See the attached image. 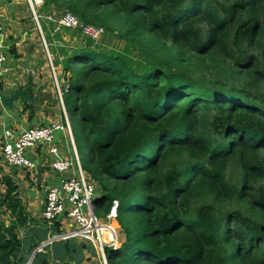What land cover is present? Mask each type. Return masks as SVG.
Listing matches in <instances>:
<instances>
[{
  "label": "trees",
  "instance_id": "16d2710c",
  "mask_svg": "<svg viewBox=\"0 0 264 264\" xmlns=\"http://www.w3.org/2000/svg\"><path fill=\"white\" fill-rule=\"evenodd\" d=\"M51 7L149 65L140 74L88 38L60 77L97 215L119 202L123 241L106 249L109 264H264V0H44L39 13ZM6 183L13 222L0 225V264H26L43 239ZM70 242L33 264H69Z\"/></svg>",
  "mask_w": 264,
  "mask_h": 264
},
{
  "label": "crops",
  "instance_id": "0c3cea01",
  "mask_svg": "<svg viewBox=\"0 0 264 264\" xmlns=\"http://www.w3.org/2000/svg\"><path fill=\"white\" fill-rule=\"evenodd\" d=\"M48 13L56 14L58 10L51 7ZM80 36V33L72 30L61 31L57 38L51 35L49 50L56 71L55 76L51 69L49 55L44 50L39 33L34 27L28 3L26 1L17 3L0 1V42L4 46L7 56V63L3 71L0 72V97L11 96L17 89L25 94V102L18 101L14 112L5 111L0 105V139L4 128L11 129L16 135H21L26 130L38 125L60 123L66 125L63 116L65 112L60 102V77L63 74V64L67 56H71L74 50L84 47L79 42ZM50 76L53 78L57 90L55 101V92L50 87L52 81ZM27 106H31V108L26 110ZM55 147L59 151L57 158L51 154L50 147L44 144L27 153L30 159L35 163L40 162L43 167L41 186L37 185L36 178L33 179L29 176L27 171L7 167L2 161L0 151V225L10 226L13 222L5 203L8 190L6 180L10 179L18 188L15 195H18L24 203L30 218L36 221V225L31 226L27 231L30 232L34 229V233L39 234L43 239L41 245L50 240L51 231L49 229L61 231L57 226L52 229L43 220L46 192L50 187L57 186L62 178L71 173L60 175L54 172L50 168L51 162L55 158L72 161L78 153L75 139L69 131L58 133ZM44 227H47V230L43 229ZM21 237H26L24 232L21 233ZM70 243L71 249L75 248L77 253L71 255L72 259H69V264H86L85 261L87 264L93 263V255L88 250L87 244L79 240H73ZM59 249L65 251L64 245H60ZM62 259L66 261L67 257L64 256L60 260L63 261Z\"/></svg>",
  "mask_w": 264,
  "mask_h": 264
},
{
  "label": "built area",
  "instance_id": "2783aa9c",
  "mask_svg": "<svg viewBox=\"0 0 264 264\" xmlns=\"http://www.w3.org/2000/svg\"><path fill=\"white\" fill-rule=\"evenodd\" d=\"M8 3L26 1L30 6L36 29H39L54 75L56 71L49 50V40L43 30L44 23L52 26L53 35L64 29L80 32L84 37L98 41L105 34L101 27L88 26L82 23L71 13H64L59 18L53 14L42 16L39 9L44 5V0H0ZM5 48L0 42V72L7 63ZM60 92V90H59ZM1 99V97H0ZM72 130L66 117V125L50 124L34 126L21 135H16L11 129L4 128L0 139V151L3 163L10 168L27 171L29 176L36 178V163L27 156L28 151L44 144L50 147L51 154L58 157L55 142L59 132ZM55 158V159H56ZM51 162L50 168L60 175L69 174L62 178L57 186L50 187L46 192L43 220L54 229L59 227L60 233L53 234L44 246H39L36 251L43 252L45 247L55 242L79 240L91 245L101 260V264H109L106 249L120 248V226L117 223L118 201H113L111 213L103 219L97 215V185L82 169L78 153L70 160L56 159ZM37 253V254H38ZM26 264H33L28 261Z\"/></svg>",
  "mask_w": 264,
  "mask_h": 264
},
{
  "label": "rangeland",
  "instance_id": "374dc122",
  "mask_svg": "<svg viewBox=\"0 0 264 264\" xmlns=\"http://www.w3.org/2000/svg\"><path fill=\"white\" fill-rule=\"evenodd\" d=\"M42 15L47 16L48 12H43ZM33 23H34V27L36 28V24L34 21H33ZM36 30L39 33V37L41 39L42 46H43L44 50L46 51V48H45L43 40H42L41 32L39 29H36ZM52 32H53V30H52ZM51 35H52V37H55V35H53V33H51ZM82 36L83 35L81 34V36H80L81 38L79 37V42L82 44V46L85 47L88 44L89 39L86 37L83 38L84 36L83 37ZM90 44L94 50L104 52L105 54L110 55V56L121 57L122 59L128 60L130 63H132V67L135 69V71L139 72L140 74H143V72H145L147 70V68L149 67V65L147 64V61L144 59V57L138 53L137 47L133 46L132 44H130L127 41H123V40L121 41L114 33H110V32L106 31L105 34L103 35V37H101V39H99L98 41H93ZM51 69H52V67H51ZM50 78H51V76H50ZM51 80H50L51 81L50 87L55 92V99H54V101H55L57 98V90H56L53 78H51ZM52 105H53V103H52ZM80 136L81 135H79V137ZM82 143H83L82 152L84 154H87L88 149L84 145L83 141H82ZM85 173L88 175L87 172H85ZM107 204H110V203L107 202ZM43 229L47 230V227H44ZM49 230L51 231V237H52V235L55 234V232L51 229H49ZM122 241H123V235L120 234V246L122 245ZM87 246L89 247L88 250L91 252V255H93V261H92L93 263H89V264H101V260H100L99 256L97 255V253L94 252L95 250L92 248V246L91 245H87ZM50 251H51L50 249L47 250L48 253ZM85 262L87 264V261H85Z\"/></svg>",
  "mask_w": 264,
  "mask_h": 264
},
{
  "label": "water",
  "instance_id": "95a60500",
  "mask_svg": "<svg viewBox=\"0 0 264 264\" xmlns=\"http://www.w3.org/2000/svg\"><path fill=\"white\" fill-rule=\"evenodd\" d=\"M20 101L21 103L25 102V94L17 89L14 94L11 96H5L0 99L1 107L7 112H14L16 103ZM36 183L38 186L42 185V177H43V167L40 162H36ZM43 243L41 246H44ZM38 251H36L33 256L30 258V262H33Z\"/></svg>",
  "mask_w": 264,
  "mask_h": 264
},
{
  "label": "clouds",
  "instance_id": "9594fccd",
  "mask_svg": "<svg viewBox=\"0 0 264 264\" xmlns=\"http://www.w3.org/2000/svg\"><path fill=\"white\" fill-rule=\"evenodd\" d=\"M48 14H53L54 16H55V13H48ZM43 16V15H42ZM48 26V28L50 29V32L49 33H52V26H50V25H47V24H45L44 23V26ZM73 31V30H72ZM51 36V35H50ZM50 42V41H49ZM60 95H61V100H62V94H61V91H60ZM66 115H65V119H66ZM68 118V117H67ZM69 120V119H68ZM69 124H70V122H69ZM72 130V129H71ZM72 137H73V133H72ZM74 138V137H73ZM79 154V153H78ZM80 157V156H79ZM80 162H81V160H80ZM81 166H82V164H81ZM83 169V168H82ZM84 171V170H83ZM85 172V171H84ZM49 241V240H48ZM47 241V242H48ZM46 243V242H45ZM41 246V245H40ZM37 250V249H36ZM36 252V251H35ZM30 261V260H29Z\"/></svg>",
  "mask_w": 264,
  "mask_h": 264
}]
</instances>
